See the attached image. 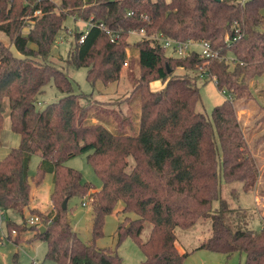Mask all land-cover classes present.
Listing matches in <instances>:
<instances>
[{"label":"trees","instance_id":"trees-1","mask_svg":"<svg viewBox=\"0 0 264 264\" xmlns=\"http://www.w3.org/2000/svg\"><path fill=\"white\" fill-rule=\"evenodd\" d=\"M263 10L264 0H0V144L5 99L20 138L0 158V217L8 239L19 243L31 230L29 240L46 241L45 259L57 264H125L116 249L96 242L106 216L122 200L123 211L137 217L119 223L118 242L128 235L137 241L145 258L135 264H185L189 252L177 246L175 229L201 218L211 219V235L194 250L240 252L244 264H264V227L234 230L226 220L234 208L222 194L224 183L234 181L254 190L261 175L236 102L254 100L264 112ZM70 16L91 25L82 42L85 29L71 31L63 57L55 54L56 41ZM141 29L144 35L131 42L130 33ZM153 35L206 40L218 54L204 57L197 47L185 56L168 53ZM81 66L91 92H75L72 71ZM123 66L133 93L126 98L127 112L120 100L95 97L99 83L121 79ZM201 76L228 93L212 118L197 110ZM155 80L160 87H152ZM50 81L64 95L38 107V95ZM38 152V169L30 176ZM81 153L100 177V188L66 164ZM49 172L53 206L44 212L30 206V198L32 184H42ZM230 195L237 199L235 188ZM85 196L93 198L88 243L74 230L68 209L71 198ZM26 208L39 223L25 225ZM147 221L152 228L145 241Z\"/></svg>","mask_w":264,"mask_h":264},{"label":"rangeland","instance_id":"rangeland-1","mask_svg":"<svg viewBox=\"0 0 264 264\" xmlns=\"http://www.w3.org/2000/svg\"><path fill=\"white\" fill-rule=\"evenodd\" d=\"M264 13V10H263ZM67 29H63L56 41L55 54L67 57L70 49V43L73 40V31L76 26L79 29H86L88 22L81 19L75 20L70 16L65 21ZM142 34L139 31L131 32L129 40L131 42L140 39ZM198 48V47H197ZM170 53V50H167ZM127 66H123V76L117 82H112L108 85L98 84V91L101 94H96L95 97L106 102H118L123 111L127 112L129 104L126 100L127 96H132V83L127 77ZM177 72L184 73L185 70L178 69ZM87 68L84 66L73 69L72 83L77 93L91 92L92 87L86 77ZM192 73V72H191ZM197 84L200 87L201 99L197 104V110L206 113L209 118H212V110L214 106L221 103L228 97L227 91L220 90L213 78L205 79V76L198 78ZM153 88L161 86L160 80L152 82ZM64 95L54 84L50 81L44 86V91L38 95V107H44L48 103L54 102ZM5 105V124L2 130V143L0 144V158H2L10 148L19 144V135L10 126V107L8 99L4 101ZM237 114L240 122L244 128L245 136L247 138L249 147L255 155L260 169L261 175L259 183L254 190L245 191L240 181L231 183H224L222 194L226 197L232 208L226 212V220L228 224L234 229L259 230L264 227V112L258 106L257 102L250 100L248 102H236ZM41 159V154L35 153L32 155L29 174L34 175L38 169V163ZM66 164L72 166L82 172L83 179L93 183L96 188L101 187V179L95 172L92 164L87 159L85 153L77 154L69 158ZM235 188L237 199L230 195V190ZM53 189V174L46 173L44 181L40 185L32 184L30 206L37 207L44 212L52 208L53 203L50 199V194ZM93 198L85 196L83 198L73 197L69 200L68 209L69 217L71 219L73 228L77 231L79 237L88 243L92 239V223H93ZM215 201V205H217ZM124 202L119 200L114 211L106 216L104 224V235L96 239L97 245L100 247H110L116 249L122 256L125 264H135L144 260L145 255L137 243V241L130 235L124 237L118 242L117 228L121 221L126 216L136 218L137 214L134 212L123 211ZM25 215L30 218L28 209H25ZM12 216L21 222V218L12 213ZM4 218L0 217V224L2 229L6 230V223ZM28 222L25 225L28 226ZM42 225V224H41ZM152 228V223L145 222L142 231L143 240H147ZM212 223L210 218H201L198 222L187 229L177 227L175 232L177 234L176 244L182 251H188L189 254L185 259V264H244L245 254L240 252H233L227 255L222 252L208 250L205 248L195 249L205 238L211 235ZM31 230H25L21 236L19 243L8 238H1L0 234V263L2 264H57L54 261L45 259V252L47 249L46 241L42 239L29 240L31 237ZM16 235V234H13ZM194 250V251H193ZM16 260V261H15Z\"/></svg>","mask_w":264,"mask_h":264},{"label":"built area","instance_id":"built-area-1","mask_svg":"<svg viewBox=\"0 0 264 264\" xmlns=\"http://www.w3.org/2000/svg\"><path fill=\"white\" fill-rule=\"evenodd\" d=\"M36 14L40 13V9H37L35 11ZM91 24L89 23L88 27ZM88 27L85 29L84 33L80 37V41L82 42L84 40V37L86 33L88 32ZM136 32V31H132ZM142 35H144V30L141 29L139 31ZM155 39L160 40L163 46L168 48L169 50H172L175 52L176 55L179 56H185L187 55L192 49L198 47L200 49V54L204 57H214L217 56L218 52L213 50L212 46L210 43L206 40L202 41H195V40H187V41H178L176 39H172L169 37H165L163 35H153ZM125 65H127V62H125ZM3 221V219H2ZM29 223L30 224H36L39 223V217L38 216H31L29 218ZM0 234L1 238H8L6 231L2 229V224H0ZM13 234H16V230H13ZM34 264H39V263H34Z\"/></svg>","mask_w":264,"mask_h":264},{"label":"water","instance_id":"water-1","mask_svg":"<svg viewBox=\"0 0 264 264\" xmlns=\"http://www.w3.org/2000/svg\"><path fill=\"white\" fill-rule=\"evenodd\" d=\"M67 200H68L67 198L64 199V201H63V205H62L63 208H66V207H67ZM40 228H41V231H44V229H45V227H44L43 225H42Z\"/></svg>","mask_w":264,"mask_h":264},{"label":"crops","instance_id":"crops-1","mask_svg":"<svg viewBox=\"0 0 264 264\" xmlns=\"http://www.w3.org/2000/svg\"><path fill=\"white\" fill-rule=\"evenodd\" d=\"M32 207H33V206H32ZM50 209H51V208H50ZM50 209H49V210H50ZM32 234H33V232L31 233V235H32Z\"/></svg>","mask_w":264,"mask_h":264}]
</instances>
